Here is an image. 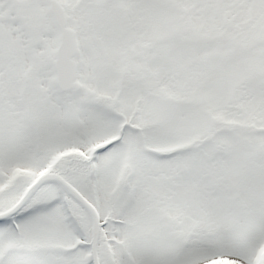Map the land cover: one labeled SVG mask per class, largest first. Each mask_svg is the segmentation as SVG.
<instances>
[{
	"label": "snow or ice",
	"instance_id": "snow-or-ice-1",
	"mask_svg": "<svg viewBox=\"0 0 264 264\" xmlns=\"http://www.w3.org/2000/svg\"><path fill=\"white\" fill-rule=\"evenodd\" d=\"M0 264H264V0H0Z\"/></svg>",
	"mask_w": 264,
	"mask_h": 264
}]
</instances>
